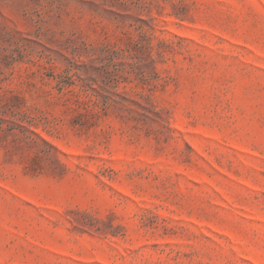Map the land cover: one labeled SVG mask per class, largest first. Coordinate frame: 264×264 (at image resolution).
I'll return each mask as SVG.
<instances>
[{
  "label": "rangeland",
  "instance_id": "obj_1",
  "mask_svg": "<svg viewBox=\"0 0 264 264\" xmlns=\"http://www.w3.org/2000/svg\"><path fill=\"white\" fill-rule=\"evenodd\" d=\"M0 264H264V0H0Z\"/></svg>",
  "mask_w": 264,
  "mask_h": 264
}]
</instances>
